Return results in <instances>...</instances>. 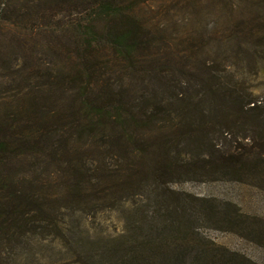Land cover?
Masks as SVG:
<instances>
[{
	"label": "trees",
	"instance_id": "1",
	"mask_svg": "<svg viewBox=\"0 0 264 264\" xmlns=\"http://www.w3.org/2000/svg\"><path fill=\"white\" fill-rule=\"evenodd\" d=\"M11 1L0 0V41L6 39L2 43L8 48L14 41L23 49L28 43L37 44L38 36L44 32L54 41L44 47L53 57L59 55V59L52 67L45 66L44 73L36 81L35 70L32 73L27 69L19 74V82H15L12 76L20 69H11L5 62L7 58L3 57L5 47L0 48V69L6 70L0 77L6 81L10 79L8 83L0 81V264H8L7 257L12 262L19 260L17 250L21 244L28 243L29 233L58 227V235L64 241L73 240L69 230L65 232L66 229L59 225L63 216L73 215L93 203L99 206L105 199L119 203L124 194L131 195L144 186L151 192L158 190L156 202L162 203L158 204L161 214L163 210L166 217L172 219L168 227L174 228L175 235L172 234V239L169 236H162L160 240L141 239L142 242L131 246L135 261L129 264H172L170 261L180 264L185 257V244L189 248L192 246L189 244L192 237L190 239L191 235L184 228L186 224L190 228L197 214H190L191 207L179 206V198L166 187L168 178L170 180L185 168V164L169 152V144L176 142L173 137L170 139L169 111L175 107L181 113L183 119L178 135L190 133L189 136H193L191 144L199 150H218L213 139L223 133L215 122L205 126L201 120L202 111L199 114L196 104L189 105L187 98L179 99L178 103L171 101L178 78L187 77L185 72L195 68V74L207 90L206 95L210 97L213 93L212 97L219 98L223 105L236 112L239 121L234 124L255 123V133L250 125L253 135L247 144L249 150L235 147V152L227 157L220 155L209 159V165L204 164L206 160H200L199 168L209 173L223 171L245 175L253 170L258 172V169L264 172L263 163L245 162L252 149L264 157V111L261 110L264 103L244 85L239 86L240 90L230 86L229 82L235 81L231 72L229 79L226 77L221 82L216 65H207L204 61L195 62L189 68L185 65L187 71L177 68L178 78L174 79L167 65L159 68L152 59L139 60L136 54L147 51L152 45L143 21L132 13L133 6L126 8L114 0H88L86 16L72 19L75 21L69 24L67 31L62 28L65 23H61L62 31L58 32L53 15L39 12L44 0L41 4L40 0H31V3L21 0V13L14 12ZM240 2L242 5L237 3L239 12L244 13L245 4L243 0ZM44 3L47 6L50 1ZM32 13L38 16L32 17ZM261 17L263 22L264 14ZM33 18L35 21L31 20ZM11 23L23 25V30L12 31ZM244 24L240 17L236 24L239 39L247 36ZM58 33L62 40L66 38L74 46L71 52L55 50ZM248 35L246 44L251 42V32ZM262 38L264 42V35ZM239 39L236 44L242 49L243 42ZM39 46L42 48V44ZM263 47L261 41L257 46L251 44L245 54L250 58L259 51L264 53ZM153 49V55L160 54L158 44H154ZM126 76L129 79L123 84ZM144 82L150 84V98H146L143 91L140 96L134 94L142 89L141 85L145 86ZM147 100L152 107L146 106ZM190 109L193 117L197 111L194 119L189 118ZM214 111L216 116L212 115ZM206 113L207 120L215 119L216 124L228 118L217 109ZM193 167L191 163L184 173L194 172ZM167 198H173L169 210ZM175 242L180 243L177 253L169 257V246ZM74 244H78L77 241ZM142 245L144 252L138 249ZM78 257L80 264H88V256L86 262L79 254ZM203 257V253L195 257V264L204 260V264L209 261L219 264L210 252Z\"/></svg>",
	"mask_w": 264,
	"mask_h": 264
},
{
	"label": "rangeland",
	"instance_id": "2",
	"mask_svg": "<svg viewBox=\"0 0 264 264\" xmlns=\"http://www.w3.org/2000/svg\"><path fill=\"white\" fill-rule=\"evenodd\" d=\"M29 1L31 3V0ZM49 1L47 6L43 0L38 2L39 4L43 2L39 12L53 15L52 21L53 24L58 25V32L62 31L59 27L61 23H65L62 28L67 31L70 28L69 24L75 21L71 20L82 19L86 16L89 8L88 0ZM240 1L114 0L115 3L126 8L133 6L132 13L144 23L145 34L150 39L152 46L147 51L142 50L136 54L139 60L152 59V62L158 63L159 68L167 65L172 71L174 79L178 78L177 68L183 67L187 71L185 65L189 68L198 61L200 63L204 61L207 65H216L220 71L221 82H224L231 72L235 81L229 82L230 86L238 89L239 86L244 85L264 103V53L259 51L256 56L250 58L246 55L247 53L245 54V49L251 44L257 46L261 41L262 47L264 45L262 38L264 21L262 22L263 18L261 17V14H264V0H243L245 5L241 8L244 13L239 12L240 6H237V3L242 5ZM21 2V0L11 1V8L15 13L23 11V8H20ZM29 10L30 13L33 11L32 8ZM31 16L38 15L32 13ZM240 17L245 21L243 27L247 31V36L242 35L243 37L239 39V35L236 33V24ZM19 18L21 19V17ZM31 20L35 21L34 18ZM19 25L11 23L10 28L17 33L23 30V25ZM251 27L252 30L249 31ZM250 32L251 42L246 44L244 42L248 40ZM59 36L58 33L55 50L59 48L64 52L67 50L71 52L74 46L67 42L66 38L62 40ZM38 39L37 44L28 43V45H24L23 49H19L14 41L9 48L5 47V42L2 43L6 39L0 41V48L5 47L3 57L10 59V61L6 59L5 62L10 64L11 69H20V72L13 74V81L19 82V74H24L27 69H30L32 73L35 70L34 80L36 81V78L44 73L47 65L52 67L54 61H58L59 55L53 57L50 51L44 47L45 44L54 42L52 37L41 32ZM238 39L239 42L240 40L243 42L241 43L242 49L237 47L236 40L238 41ZM39 44H42V48ZM154 44H158L160 52L158 55H153ZM235 47L238 48L236 51ZM5 72V68L0 69V74ZM185 73H188L187 77L178 78V84L174 94L172 93L171 101L176 102L179 99L187 98L189 105L195 103L199 114L202 111L203 124L209 126L215 122V126L219 125L223 134H218L213 139L218 150L215 148L199 150L191 144L193 136H189L190 133L180 137L178 135L183 119L181 113L175 107L169 111L168 124L172 125L169 130V133L172 134L170 139L173 137L176 140L175 143L169 144V152L173 158L178 157L179 161L185 164V168L182 169L183 172L179 170L170 180L168 178L166 187L179 198V206L184 204L185 207H191L190 214L192 215L194 212L198 216V218L196 216L192 219L194 222L190 228L188 224L184 228L182 223L183 228L191 235L190 239L192 237V243L189 240V244L192 246L189 248L185 244V257L180 264H195L197 256L203 253L204 259L209 252L216 256L219 264H241L242 262V264H264V172L258 169V172L253 170L241 175L223 171L209 173L207 169L199 168L200 160H206L204 164L209 165L207 163L209 159L218 158L220 155L227 157L235 152V147L243 148L242 151L249 150L247 144L252 140L249 138L253 135L250 133V125H252V132L255 133V123L234 124L237 120L239 121L236 119V112L223 105L219 98L212 97L213 93L210 97L208 94L206 95L207 90L201 83L199 75L195 74V68ZM128 79L129 77L126 76L122 83L126 84ZM3 80L7 79L0 77V81ZM144 84L145 86L141 85L142 89L135 87L140 90L134 94L140 96L143 91L144 96L150 98V84L147 85L146 82ZM153 88H156V85H153ZM207 100L210 104H207ZM211 103L214 105L213 107H211ZM145 104L149 108L153 106L149 100ZM213 109L221 110L224 112L223 114H227L225 117H228L227 120L221 121L220 124H216L215 119L207 120L206 112L208 110L211 112ZM261 110L264 111V108ZM212 115L216 116V112L214 111ZM196 116L197 111L193 117V110H191L189 118L194 119ZM17 125L18 122L15 126ZM253 151L250 150L251 153L247 155L245 162L250 161L252 165L259 162L264 165L263 155L259 156L257 152ZM191 163H193L194 172L184 173ZM47 190L50 192V188ZM157 191L151 192L150 188L144 186L131 195L124 194L119 203L105 199L99 206H95L96 204L93 203L89 208L78 210L73 215H65L59 225L66 229L65 232L69 230L73 240L64 241L58 235V227L43 229L38 233H29L26 237L29 239L28 243L21 244L17 250L20 252L19 260L12 262L10 257H7L6 263L80 264L79 254L84 262H86V256L89 257L88 264H129L135 261L132 259L133 249L131 246L137 245L138 241L142 242L141 239L160 240L163 238L162 236H169L172 239V234L175 235L174 228L168 227L173 222L172 219L166 217L163 210L161 214V207L158 204L162 205V203L156 202ZM168 194L170 195L169 192ZM172 199L167 198V203L169 202L165 203L167 210L173 204ZM177 212L179 213L180 209ZM172 214L175 215L174 212ZM56 218L58 226V212ZM75 241L78 244H74ZM178 244L180 243L170 244L169 253H167L169 257L177 253ZM142 246L138 249L144 252L145 247ZM10 255L11 253L8 256ZM204 261L197 263L204 264ZM170 262L175 264L174 261ZM207 264L215 263L209 261Z\"/></svg>",
	"mask_w": 264,
	"mask_h": 264
}]
</instances>
